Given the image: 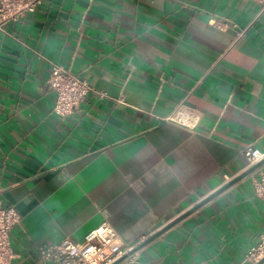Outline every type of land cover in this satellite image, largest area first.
Returning a JSON list of instances; mask_svg holds the SVG:
<instances>
[{
	"label": "crops",
	"instance_id": "crops-1",
	"mask_svg": "<svg viewBox=\"0 0 264 264\" xmlns=\"http://www.w3.org/2000/svg\"><path fill=\"white\" fill-rule=\"evenodd\" d=\"M260 11L253 0H41L0 26V199L21 215L11 264H46L41 246L103 222L123 250L147 236L119 264L242 263L264 232L244 155L264 150ZM51 61L96 90L71 115L53 110ZM181 101L200 113L193 130L160 119Z\"/></svg>",
	"mask_w": 264,
	"mask_h": 264
},
{
	"label": "built area",
	"instance_id": "built-area-1",
	"mask_svg": "<svg viewBox=\"0 0 264 264\" xmlns=\"http://www.w3.org/2000/svg\"><path fill=\"white\" fill-rule=\"evenodd\" d=\"M253 1L258 2L261 6L260 12H264V0ZM40 2L41 0H0V26L17 21L25 14L34 12ZM50 63L51 70L47 84L55 95L53 110L60 116L71 115L88 94L96 90L88 80L74 74L65 65L54 61ZM102 95L105 96V94ZM160 119L193 130L200 119V113L181 101L174 106L171 114L160 117ZM244 155L248 160L246 169L254 167L249 172L254 193L264 199V150L249 145L245 148ZM232 179L234 178H227V181ZM20 221L21 215L16 208L5 206L0 199V264H11L13 250L10 233ZM146 239L147 236H143L138 244L123 250L115 228L110 223L103 222L91 230L82 241L66 238L59 243L45 244L41 246L40 254L46 264H114ZM263 257L264 232L260 234L259 241L247 251L241 264H255Z\"/></svg>",
	"mask_w": 264,
	"mask_h": 264
},
{
	"label": "water",
	"instance_id": "water-1",
	"mask_svg": "<svg viewBox=\"0 0 264 264\" xmlns=\"http://www.w3.org/2000/svg\"><path fill=\"white\" fill-rule=\"evenodd\" d=\"M256 167V166H255ZM254 169V167L253 168H251V169H249V170H247V172H245L246 174L247 173H249L251 170H253ZM242 177V175L241 176H238L237 178H235L234 180H232L230 183H228L227 184V186H225L224 188H221L220 190H218L217 192H215L214 194H212V196H210V198H212V197H214V196H216L219 192H221L223 189H225V188H227L229 185H231V184H233L235 181H237L238 179H240ZM210 198H207L205 201H207V200H209ZM173 223L174 222H172L171 224H168L167 226H165L164 228H162L161 230H159V232H157V235L159 234V233H162L163 231H165L169 226H171V225H173ZM156 235V234H155ZM153 237V236H152ZM151 237V238H152ZM143 243V242H142ZM142 243L141 244H139L137 247H135L133 250H131L128 254H126V255H124L122 258H120L118 261H116L114 264H118L119 262H121L123 259H125L127 256H129V255H131V254H133L141 245H142ZM255 264H264V257L261 259V260H259L258 262H256Z\"/></svg>",
	"mask_w": 264,
	"mask_h": 264
}]
</instances>
